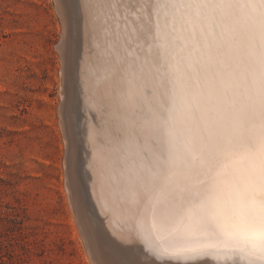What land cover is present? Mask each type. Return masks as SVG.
Returning <instances> with one entry per match:
<instances>
[{
    "label": "snow or ice",
    "instance_id": "obj_1",
    "mask_svg": "<svg viewBox=\"0 0 264 264\" xmlns=\"http://www.w3.org/2000/svg\"><path fill=\"white\" fill-rule=\"evenodd\" d=\"M114 114L98 171L155 256L264 264V0H66ZM231 257V259H229ZM122 264H140L126 260Z\"/></svg>",
    "mask_w": 264,
    "mask_h": 264
},
{
    "label": "rangeland",
    "instance_id": "obj_2",
    "mask_svg": "<svg viewBox=\"0 0 264 264\" xmlns=\"http://www.w3.org/2000/svg\"><path fill=\"white\" fill-rule=\"evenodd\" d=\"M60 2L66 7V0H0V264L13 246L26 264H174L114 241L86 196V118L77 105L80 50L88 47L79 44L81 22L79 52L67 56Z\"/></svg>",
    "mask_w": 264,
    "mask_h": 264
},
{
    "label": "bare ground",
    "instance_id": "obj_3",
    "mask_svg": "<svg viewBox=\"0 0 264 264\" xmlns=\"http://www.w3.org/2000/svg\"><path fill=\"white\" fill-rule=\"evenodd\" d=\"M57 3H59V2H57ZM60 3L63 4L64 2H60ZM60 5H58V7ZM60 7H61L60 10L62 11L63 8H62V6H60ZM63 7H65L64 4H63ZM61 11H60V13H64L63 15H65L67 12V10H64V12H61ZM65 18H67V17H65ZM65 18H64V20H65ZM64 24H65V22H64ZM80 35L81 36H79L80 37L79 44L82 46L87 45L86 47H88V49H89L91 41H90L88 31H87L85 25L83 24V22L81 25ZM66 40H67V38H66ZM66 40H64V41L66 42ZM59 48L62 49V47H59ZM61 51H63V50H61ZM64 51H65V49H64ZM80 51L82 53L81 54L82 57L80 59V63H79L80 68H78V72L80 74V79H81L80 89H79V94L81 95V97L78 98V105L77 106H78L79 111L81 113L85 114V118H86V121L81 123V126L84 128L83 136L85 134L84 141H83V144H85V145L83 146L82 153L84 154L83 162H84V164H85V162L88 163V167L90 170H87V166L85 167V165L83 163H82V167L84 170L83 176H84V178H86V184L88 185L87 186L88 187V193L90 195L93 194V196L96 197L98 205L100 206V208L102 210L110 213V215L112 217L113 226H115V228H117L120 231L124 230L125 234L127 233L128 235L134 236V238H136L137 240H139L143 244L144 248L146 249V251L148 253L153 254L152 249H151L150 244H149V241H148V239H146V236L150 230L149 229V222L146 220H143L141 218H136L135 220L129 219V217L117 205H115V203L113 201V197L111 196V194L109 193L107 188L101 183V179L98 176V171L103 165L104 154L106 151L109 150L111 143H112V137L110 135V130H111V127L113 125L114 114H113L112 109L108 106L107 100L101 98V96H99L97 94L92 82L90 81V79L86 75L88 54L83 52V50H80ZM63 54L65 55V52H63ZM64 58H66V57H64ZM66 61H67V58H66ZM63 62H65V61H63ZM65 64L66 65H64V66L66 67L67 62ZM66 69H64V70H66ZM64 70H62V71H64ZM64 75H65V73H64ZM62 77H63V75H62ZM64 86H65V84H64ZM66 92H68V91H66ZM66 92H64V93L66 94ZM62 113H64V112H62ZM64 140H65V138H64ZM77 164H78V162H77ZM76 166H78V165H76ZM65 184H67V183H65ZM68 184H70V183H68ZM67 190H68V188H67ZM69 197H71V196H69ZM70 200H71V198H70ZM72 200H74V199H72ZM83 232H84V230H83ZM83 236H84V234H83ZM94 255H96V254H94ZM209 257L211 259L217 261V262H221V261H218L215 256H209ZM157 258H160V257H157ZM200 258H203V257H200ZM200 258H197V259H200ZM160 259H163V260L164 259H170V260H175V261L186 262L182 256H166V257H163ZM229 259H231V257H229ZM94 261H95V258H94Z\"/></svg>",
    "mask_w": 264,
    "mask_h": 264
},
{
    "label": "water",
    "instance_id": "obj_4",
    "mask_svg": "<svg viewBox=\"0 0 264 264\" xmlns=\"http://www.w3.org/2000/svg\"><path fill=\"white\" fill-rule=\"evenodd\" d=\"M84 165H85V167L87 166V170H90L89 167H88V163L87 162H85ZM83 181H84V187H85L86 196L88 198L90 197V200H93V201L96 202L97 205H95V206L97 207L98 211L100 212L99 218L102 220L101 221L102 225L107 231L110 232V234H112V236L114 238V241H116L117 243H121V244H123L125 246L132 247L133 249L141 250L143 252H147L146 249L144 248L143 244L139 240L134 238V236L128 235L127 233L125 234L124 230H123L124 232L120 231L117 228H115V226H113L112 217H111L110 213L107 212V211H104V210H102L100 208V206L98 205L96 197H94L93 194L90 195L88 193V187H87L88 185L86 184V178H84ZM164 260L165 261H170V262H172L174 264L186 263V262H183V261H175V260H170V259H164ZM197 260H198V262H202L204 260H207L208 264H221V262H217V261L211 259L210 257H203V258H200V259H197Z\"/></svg>",
    "mask_w": 264,
    "mask_h": 264
},
{
    "label": "trees",
    "instance_id": "obj_5",
    "mask_svg": "<svg viewBox=\"0 0 264 264\" xmlns=\"http://www.w3.org/2000/svg\"><path fill=\"white\" fill-rule=\"evenodd\" d=\"M13 220H16V223H17V218H14ZM19 229H21V227L16 226V227L12 228V231L19 230ZM23 237H25V236H23ZM23 243H24V246H26V244H28L29 241L25 240ZM2 244L3 243L0 242V251L3 248ZM6 253L8 255V262L7 263H6V261L4 262V259L1 258L2 263H4V264L5 263L6 264H26L27 258L25 256V253L18 251L14 246L8 247L6 249Z\"/></svg>",
    "mask_w": 264,
    "mask_h": 264
}]
</instances>
